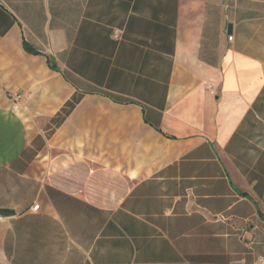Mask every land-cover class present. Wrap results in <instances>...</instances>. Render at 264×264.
<instances>
[{
	"label": "crops",
	"instance_id": "0c3cea01",
	"mask_svg": "<svg viewBox=\"0 0 264 264\" xmlns=\"http://www.w3.org/2000/svg\"><path fill=\"white\" fill-rule=\"evenodd\" d=\"M0 210V264H264V0H0Z\"/></svg>",
	"mask_w": 264,
	"mask_h": 264
},
{
	"label": "built area",
	"instance_id": "2783aa9c",
	"mask_svg": "<svg viewBox=\"0 0 264 264\" xmlns=\"http://www.w3.org/2000/svg\"><path fill=\"white\" fill-rule=\"evenodd\" d=\"M233 37L230 36V40H232ZM208 90L212 93V94H215V92L213 91L212 89V86L211 85H208ZM15 101H21L22 100V96L21 95H16L15 97H13ZM39 209V205H35L33 207V210H38Z\"/></svg>",
	"mask_w": 264,
	"mask_h": 264
},
{
	"label": "trees",
	"instance_id": "16d2710c",
	"mask_svg": "<svg viewBox=\"0 0 264 264\" xmlns=\"http://www.w3.org/2000/svg\"><path fill=\"white\" fill-rule=\"evenodd\" d=\"M79 100H80V97H79V96H78V97H74V98L72 99V101H70V102L68 103V105H67V107H69L70 109H69V110L64 109V112H66V113L70 112V110L73 108L74 104H75V103H78ZM66 113H65V114H66Z\"/></svg>",
	"mask_w": 264,
	"mask_h": 264
},
{
	"label": "water",
	"instance_id": "95a60500",
	"mask_svg": "<svg viewBox=\"0 0 264 264\" xmlns=\"http://www.w3.org/2000/svg\"><path fill=\"white\" fill-rule=\"evenodd\" d=\"M232 32V26H229V33ZM11 213V211H7V210H0V215L2 216H9Z\"/></svg>",
	"mask_w": 264,
	"mask_h": 264
}]
</instances>
